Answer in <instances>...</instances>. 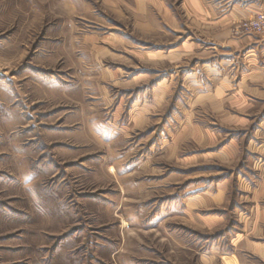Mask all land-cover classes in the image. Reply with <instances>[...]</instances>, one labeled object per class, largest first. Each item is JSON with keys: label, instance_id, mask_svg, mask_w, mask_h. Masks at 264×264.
Segmentation results:
<instances>
[{"label": "rangeland", "instance_id": "374dc122", "mask_svg": "<svg viewBox=\"0 0 264 264\" xmlns=\"http://www.w3.org/2000/svg\"><path fill=\"white\" fill-rule=\"evenodd\" d=\"M195 19L0 0V264H264V103Z\"/></svg>", "mask_w": 264, "mask_h": 264}, {"label": "crops", "instance_id": "0c3cea01", "mask_svg": "<svg viewBox=\"0 0 264 264\" xmlns=\"http://www.w3.org/2000/svg\"><path fill=\"white\" fill-rule=\"evenodd\" d=\"M189 12L204 23L212 38L227 40L236 54V70L241 71L238 85L242 96H251L255 102L264 103V35L237 37L235 25L254 16L264 7V0H186ZM241 58V60H240ZM264 210L257 208L251 226L264 220ZM252 227V228H253ZM264 260L262 244L251 246Z\"/></svg>", "mask_w": 264, "mask_h": 264}, {"label": "built area", "instance_id": "2783aa9c", "mask_svg": "<svg viewBox=\"0 0 264 264\" xmlns=\"http://www.w3.org/2000/svg\"><path fill=\"white\" fill-rule=\"evenodd\" d=\"M233 33L237 37L247 35H264V7L252 17L237 23L233 29Z\"/></svg>", "mask_w": 264, "mask_h": 264}]
</instances>
